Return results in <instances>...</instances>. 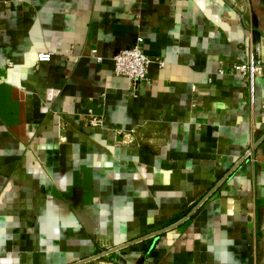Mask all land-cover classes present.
Segmentation results:
<instances>
[{
  "label": "crops",
  "instance_id": "obj_1",
  "mask_svg": "<svg viewBox=\"0 0 264 264\" xmlns=\"http://www.w3.org/2000/svg\"><path fill=\"white\" fill-rule=\"evenodd\" d=\"M255 58L264 0H0V264H264Z\"/></svg>",
  "mask_w": 264,
  "mask_h": 264
},
{
  "label": "built area",
  "instance_id": "obj_2",
  "mask_svg": "<svg viewBox=\"0 0 264 264\" xmlns=\"http://www.w3.org/2000/svg\"><path fill=\"white\" fill-rule=\"evenodd\" d=\"M227 1L235 4L238 0ZM142 43L143 39L140 38L133 48L119 52L113 59L115 75L127 77L131 87L149 81L151 65L158 64L162 68L165 66L164 61L160 58H152L145 54L141 47ZM255 49L260 54V45H256ZM52 58L53 54L49 52H41L37 55L38 63H48ZM233 73L243 78L249 77L253 81L254 78L264 75V65L261 59L255 58L250 64H236ZM86 122L93 128L103 126V120L94 116L92 112L87 113Z\"/></svg>",
  "mask_w": 264,
  "mask_h": 264
},
{
  "label": "water",
  "instance_id": "obj_3",
  "mask_svg": "<svg viewBox=\"0 0 264 264\" xmlns=\"http://www.w3.org/2000/svg\"><path fill=\"white\" fill-rule=\"evenodd\" d=\"M245 159H243L242 160V162L244 161ZM236 168V167H235ZM230 174H231V172L224 178V180L223 181H225L229 176H230ZM221 185V183L216 187V188H218L219 186ZM215 190V189H214ZM213 194V191L212 192H210L209 193V195H207V197L205 198V199H203V201L201 202V203H199V205L189 214V215H187L184 219H182L181 221H179L178 223H176V224H174V225H172V226H170V227H167V228H165V229H162V230H160V231H158V232H156V233H153V234H151V235H148L147 237H143V238H141V239H138V240H136V241H133V242H131V243H128V244H126V245H123V246H121V247H117V248H115V249H113V250H111V251H108V252H106V253H102V254H100V255H97V256H95V257H92L91 259H98V258H102V257H104V256H106L107 254H109V253H111L112 251H116V250H119V249H122V248H125V247H127V246H129V245H131V244H134V243H137V242H139V241H141V240H145V239H149V238H152V237H156V236H158V235H161V234H163V233H165V232H167V231H169V230H171V229H174V228H176V227H178V226H180V225H182L183 223H185L196 211H197V209L198 208H200V206L211 196Z\"/></svg>",
  "mask_w": 264,
  "mask_h": 264
},
{
  "label": "trees",
  "instance_id": "obj_4",
  "mask_svg": "<svg viewBox=\"0 0 264 264\" xmlns=\"http://www.w3.org/2000/svg\"><path fill=\"white\" fill-rule=\"evenodd\" d=\"M185 216H187V214Z\"/></svg>",
  "mask_w": 264,
  "mask_h": 264
}]
</instances>
